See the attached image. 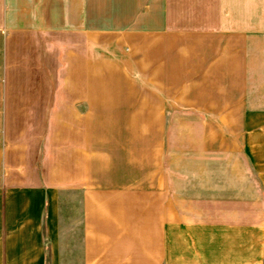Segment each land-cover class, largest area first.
Returning a JSON list of instances; mask_svg holds the SVG:
<instances>
[{
    "label": "crops",
    "instance_id": "0c3cea01",
    "mask_svg": "<svg viewBox=\"0 0 264 264\" xmlns=\"http://www.w3.org/2000/svg\"><path fill=\"white\" fill-rule=\"evenodd\" d=\"M104 58L105 74L120 66L136 76L165 113L178 109L184 86L181 97L202 99L204 112L257 126L264 0H0V232L2 190L73 192L82 234L58 236L73 245H59L56 264H264L256 216L196 217L189 201L179 208L178 195L163 190L160 167L146 170L144 140H99V126H80L97 114ZM252 134L245 141L263 171L264 136ZM231 175L256 203L258 173ZM42 258L3 251L0 233V264Z\"/></svg>",
    "mask_w": 264,
    "mask_h": 264
},
{
    "label": "rangeland",
    "instance_id": "374dc122",
    "mask_svg": "<svg viewBox=\"0 0 264 264\" xmlns=\"http://www.w3.org/2000/svg\"><path fill=\"white\" fill-rule=\"evenodd\" d=\"M105 60L99 63L97 114L81 116L80 126H99V140L121 135L144 140L140 150H144L146 170L160 167L163 190L178 195L179 208L182 201H189L196 217L229 219L234 212L242 219L256 216L258 250L264 251V179L260 175L264 170L245 141L248 132L263 138L264 114L251 116L257 126H235L233 115L206 113L198 107L202 99H183L184 86L175 98L178 109L165 113L164 100L156 101L151 89L141 90L136 76H123L120 66L115 67L116 73L105 74L111 69ZM261 95L255 101L264 111V92ZM235 171L258 173L256 203L254 195L232 185ZM1 202L3 251L41 252L43 264H56L59 245H73L70 238L71 244H59L58 236L82 234L80 193L26 197L2 190Z\"/></svg>",
    "mask_w": 264,
    "mask_h": 264
}]
</instances>
